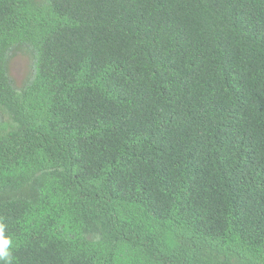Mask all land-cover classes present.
<instances>
[{"label":"trees","instance_id":"obj_1","mask_svg":"<svg viewBox=\"0 0 264 264\" xmlns=\"http://www.w3.org/2000/svg\"><path fill=\"white\" fill-rule=\"evenodd\" d=\"M0 218L12 264H264V0H0Z\"/></svg>","mask_w":264,"mask_h":264},{"label":"clouds","instance_id":"obj_2","mask_svg":"<svg viewBox=\"0 0 264 264\" xmlns=\"http://www.w3.org/2000/svg\"><path fill=\"white\" fill-rule=\"evenodd\" d=\"M13 239L7 234V225L0 218V264H12Z\"/></svg>","mask_w":264,"mask_h":264},{"label":"rangeland","instance_id":"obj_3","mask_svg":"<svg viewBox=\"0 0 264 264\" xmlns=\"http://www.w3.org/2000/svg\"><path fill=\"white\" fill-rule=\"evenodd\" d=\"M26 66V60L23 56L16 57L11 65L12 74L18 80H21L24 75V70Z\"/></svg>","mask_w":264,"mask_h":264}]
</instances>
